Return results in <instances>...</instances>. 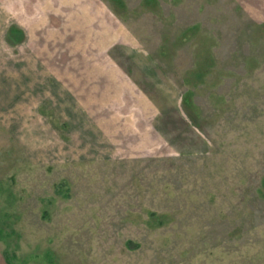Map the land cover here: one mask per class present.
I'll list each match as a JSON object with an SVG mask.
<instances>
[{
  "label": "rangeland",
  "instance_id": "rangeland-1",
  "mask_svg": "<svg viewBox=\"0 0 264 264\" xmlns=\"http://www.w3.org/2000/svg\"><path fill=\"white\" fill-rule=\"evenodd\" d=\"M264 264V0H0V264Z\"/></svg>",
  "mask_w": 264,
  "mask_h": 264
},
{
  "label": "trees",
  "instance_id": "trees-1",
  "mask_svg": "<svg viewBox=\"0 0 264 264\" xmlns=\"http://www.w3.org/2000/svg\"><path fill=\"white\" fill-rule=\"evenodd\" d=\"M6 260L8 261L9 264H14L11 259H9V255H5Z\"/></svg>",
  "mask_w": 264,
  "mask_h": 264
}]
</instances>
